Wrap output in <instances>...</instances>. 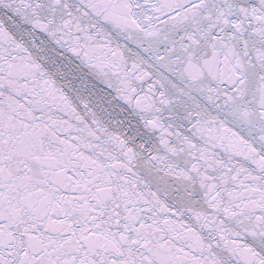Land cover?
Returning a JSON list of instances; mask_svg holds the SVG:
<instances>
[{"label":"snow or ice","instance_id":"obj_1","mask_svg":"<svg viewBox=\"0 0 264 264\" xmlns=\"http://www.w3.org/2000/svg\"><path fill=\"white\" fill-rule=\"evenodd\" d=\"M0 264H264V0H0Z\"/></svg>","mask_w":264,"mask_h":264}]
</instances>
